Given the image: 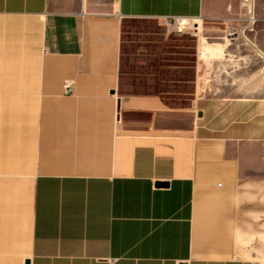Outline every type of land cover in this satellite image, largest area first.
<instances>
[{
	"label": "crops",
	"instance_id": "1",
	"mask_svg": "<svg viewBox=\"0 0 264 264\" xmlns=\"http://www.w3.org/2000/svg\"><path fill=\"white\" fill-rule=\"evenodd\" d=\"M174 16L225 39L248 13L243 0H0V57L18 68L3 82L35 101L18 166L0 168V264H264V50L206 44L216 60L196 54L180 106L122 90L124 23Z\"/></svg>",
	"mask_w": 264,
	"mask_h": 264
},
{
	"label": "rangeland",
	"instance_id": "2",
	"mask_svg": "<svg viewBox=\"0 0 264 264\" xmlns=\"http://www.w3.org/2000/svg\"><path fill=\"white\" fill-rule=\"evenodd\" d=\"M255 17L257 22L251 29L244 30L248 25L246 21L243 27H239V31H232L225 39L207 34L210 40H204L205 45L225 43L228 46L236 42L250 46L253 44L264 50V0H256ZM4 23L10 24L8 21H0V26ZM196 46L197 41L190 34H168L160 21L127 20L124 23L122 49L123 92L158 94L171 106L182 105V98L193 89ZM260 58L262 64L259 75L264 80L263 53H260ZM16 65L15 60L0 57V168L18 166L9 164V161L12 156L15 159L18 157L20 125H23L24 130L27 125L31 124L32 127L34 123L35 101L20 99L17 83L3 82L4 75H18ZM30 144L33 146L32 141Z\"/></svg>",
	"mask_w": 264,
	"mask_h": 264
},
{
	"label": "built area",
	"instance_id": "3",
	"mask_svg": "<svg viewBox=\"0 0 264 264\" xmlns=\"http://www.w3.org/2000/svg\"><path fill=\"white\" fill-rule=\"evenodd\" d=\"M243 3L247 9V19L248 25L244 28V30L251 29L254 24L257 22L255 17V8H256V0H243ZM163 27L166 28L168 34H190L197 41V57L200 60H205L206 57L208 59H214V55H210V53L204 52V48L206 47L204 41L202 40L203 31L200 30L199 24L196 23V20L186 19L184 17H164L160 20ZM208 41V38H205ZM212 56V57H211ZM264 59V58H263ZM264 75V68L263 73ZM70 89V85H66V90Z\"/></svg>",
	"mask_w": 264,
	"mask_h": 264
},
{
	"label": "bare ground",
	"instance_id": "4",
	"mask_svg": "<svg viewBox=\"0 0 264 264\" xmlns=\"http://www.w3.org/2000/svg\"><path fill=\"white\" fill-rule=\"evenodd\" d=\"M196 23L199 24V27H200V30H201V28H202V21L198 20V21H196ZM202 40L204 41V40H206V39L203 37ZM207 43H208V42H207ZM205 50H206V49H205ZM219 54H222V52H219Z\"/></svg>",
	"mask_w": 264,
	"mask_h": 264
},
{
	"label": "water",
	"instance_id": "5",
	"mask_svg": "<svg viewBox=\"0 0 264 264\" xmlns=\"http://www.w3.org/2000/svg\"><path fill=\"white\" fill-rule=\"evenodd\" d=\"M158 186H166L165 184L162 183H158Z\"/></svg>",
	"mask_w": 264,
	"mask_h": 264
}]
</instances>
